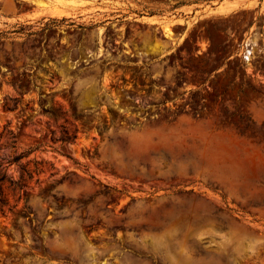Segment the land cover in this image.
I'll list each match as a JSON object with an SVG mask.
<instances>
[{
  "label": "rangeland",
  "instance_id": "rangeland-1",
  "mask_svg": "<svg viewBox=\"0 0 264 264\" xmlns=\"http://www.w3.org/2000/svg\"><path fill=\"white\" fill-rule=\"evenodd\" d=\"M2 176L0 264H264V0H0Z\"/></svg>",
  "mask_w": 264,
  "mask_h": 264
},
{
  "label": "bare ground",
  "instance_id": "bare-ground-1",
  "mask_svg": "<svg viewBox=\"0 0 264 264\" xmlns=\"http://www.w3.org/2000/svg\"><path fill=\"white\" fill-rule=\"evenodd\" d=\"M52 12L55 13V14H60L61 13V11H58V10H53Z\"/></svg>",
  "mask_w": 264,
  "mask_h": 264
},
{
  "label": "trees",
  "instance_id": "trees-1",
  "mask_svg": "<svg viewBox=\"0 0 264 264\" xmlns=\"http://www.w3.org/2000/svg\"><path fill=\"white\" fill-rule=\"evenodd\" d=\"M20 156H17L16 159H18ZM4 179V176L1 177L0 181Z\"/></svg>",
  "mask_w": 264,
  "mask_h": 264
}]
</instances>
